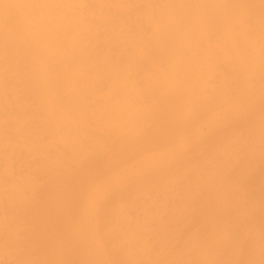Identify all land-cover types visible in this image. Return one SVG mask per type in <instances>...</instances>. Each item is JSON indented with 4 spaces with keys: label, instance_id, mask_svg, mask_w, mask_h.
<instances>
[{
    "label": "bare ground",
    "instance_id": "6f19581e",
    "mask_svg": "<svg viewBox=\"0 0 264 264\" xmlns=\"http://www.w3.org/2000/svg\"><path fill=\"white\" fill-rule=\"evenodd\" d=\"M0 264H264V0H0Z\"/></svg>",
    "mask_w": 264,
    "mask_h": 264
}]
</instances>
